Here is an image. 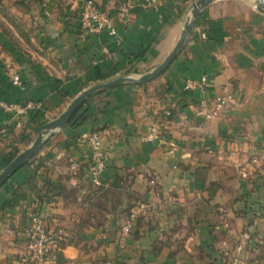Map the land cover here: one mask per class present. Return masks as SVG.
Segmentation results:
<instances>
[{"label":"crops","instance_id":"0c3cea01","mask_svg":"<svg viewBox=\"0 0 264 264\" xmlns=\"http://www.w3.org/2000/svg\"><path fill=\"white\" fill-rule=\"evenodd\" d=\"M82 1H1L26 9L20 20L30 27L20 33L11 20L10 35L0 34V100L32 108H0V172L82 91L159 65L196 0H95L116 17L118 43L79 30ZM186 80L194 87L184 89ZM222 95L227 105L215 111ZM154 123L162 137L148 140ZM92 136L105 163L99 184L87 174ZM36 211L60 237L57 264H264V14L256 0L211 1L163 73L99 89L67 124L44 132L0 186V264H32L23 230ZM131 214L137 219L120 236Z\"/></svg>","mask_w":264,"mask_h":264},{"label":"built area","instance_id":"2783aa9c","mask_svg":"<svg viewBox=\"0 0 264 264\" xmlns=\"http://www.w3.org/2000/svg\"><path fill=\"white\" fill-rule=\"evenodd\" d=\"M127 13L128 8L126 7L119 11L117 16L119 18H124ZM78 17V27L81 32L96 35L106 33L113 37L116 43L120 41L117 38L116 17L108 14L95 0H83ZM12 82L23 88V82L18 74L12 75ZM192 87H194V82L186 80L184 89H190ZM226 105L227 97L225 95L217 97L215 111ZM0 108L23 113L24 110L32 108V103L26 101L23 104H11L0 100ZM161 135L160 126L154 123L149 127L146 138L148 140L160 139L162 137ZM99 144V139L92 136V155L88 164L87 174L95 184H99L98 178L105 166ZM133 218L134 214H131L127 220L125 231L131 228ZM23 231L27 237V252L25 259L32 264H57V256L61 250L60 237L46 228L40 212L36 211L29 216V220Z\"/></svg>","mask_w":264,"mask_h":264},{"label":"water","instance_id":"95a60500","mask_svg":"<svg viewBox=\"0 0 264 264\" xmlns=\"http://www.w3.org/2000/svg\"><path fill=\"white\" fill-rule=\"evenodd\" d=\"M213 0H196L193 3L192 9H191V16L189 20L186 22V24L183 27V30L181 32V35L172 49V51L166 56V58L157 65L153 70L149 71L148 73H145L139 77H129V76H122L117 77L115 79H111L108 81H105L103 83H97L84 91H82L79 95H77L67 106L65 111L61 113L59 117L56 119H53L52 121H49L48 123L40 126L37 130V136L35 137L34 141L30 144L28 148H26L24 151L19 153L13 160H11L4 169L0 172V186L7 180V178L14 173L17 169H19L22 165L26 163L28 159H30L34 153L38 150L42 143V138L44 135V132L52 131L56 128H60L67 124L70 119L72 118L75 111L78 109V107L84 102L85 98L90 96L95 91L110 87L113 85H116L123 81H132L134 83L143 84L161 73L165 71V69L168 67L170 62L173 60V58L179 53L180 49L182 48L186 37L191 32L193 26L195 25L200 11L203 7L208 5ZM257 8L259 11H261L264 14V0H256Z\"/></svg>","mask_w":264,"mask_h":264},{"label":"rangeland","instance_id":"374dc122","mask_svg":"<svg viewBox=\"0 0 264 264\" xmlns=\"http://www.w3.org/2000/svg\"><path fill=\"white\" fill-rule=\"evenodd\" d=\"M1 1L2 0H0V34L5 35V36L10 35V32L12 31L11 20L18 22V24L16 23L13 27H15V28L17 27V29L20 31V33H23V32L26 33L28 31V28L30 27V25L28 24V22H26L24 20L21 21L20 17H24L25 16L24 14L27 13V10L24 8H19V7H11L9 5L5 6V4L3 2L1 3ZM20 13H23V14H20ZM5 41L9 42V40H5ZM137 216H138V214H136V215L134 214V218L132 220V225L136 221ZM128 218H129V216L125 219V221L123 222V224L121 226L120 236L127 235L131 230V228H130L129 230L125 231Z\"/></svg>","mask_w":264,"mask_h":264},{"label":"trees","instance_id":"16d2710c","mask_svg":"<svg viewBox=\"0 0 264 264\" xmlns=\"http://www.w3.org/2000/svg\"><path fill=\"white\" fill-rule=\"evenodd\" d=\"M12 159V157H9L7 161H10Z\"/></svg>","mask_w":264,"mask_h":264}]
</instances>
